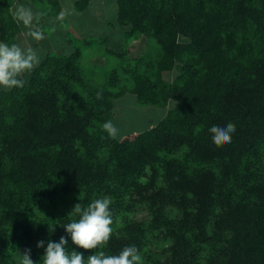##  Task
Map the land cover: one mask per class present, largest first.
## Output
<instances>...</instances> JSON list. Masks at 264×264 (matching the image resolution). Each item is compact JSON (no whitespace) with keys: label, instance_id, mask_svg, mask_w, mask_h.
Instances as JSON below:
<instances>
[{"label":"trees","instance_id":"trees-1","mask_svg":"<svg viewBox=\"0 0 264 264\" xmlns=\"http://www.w3.org/2000/svg\"><path fill=\"white\" fill-rule=\"evenodd\" d=\"M32 1L46 31L62 0ZM14 2L0 0V38L9 44L22 34ZM90 2L76 0V9ZM117 19L126 39H155L156 56L106 48L119 60L93 83L81 61L86 47L108 38L71 33L72 52L43 53L23 88L0 89V264H16L18 247L41 264L47 243L61 236L67 251L87 259L97 250L74 245L63 225L79 218L70 214L76 204L105 196L114 222L124 191L150 201L153 228L172 241L168 264H200L208 245L207 264H264V0H118ZM176 67V79L166 80ZM129 80L139 104H176L153 127L113 139L102 125L112 122ZM229 122L231 142L215 146L209 129ZM144 237L133 222L99 250L116 255L135 246L143 264H153Z\"/></svg>","mask_w":264,"mask_h":264},{"label":"rangeland","instance_id":"rangeland-1","mask_svg":"<svg viewBox=\"0 0 264 264\" xmlns=\"http://www.w3.org/2000/svg\"><path fill=\"white\" fill-rule=\"evenodd\" d=\"M71 0H63L64 9L62 13L64 14V20L59 21L56 24L61 31L64 29L70 30L72 34H76L75 25L80 21L85 22L83 15L80 17L77 16L75 11L71 8ZM18 4V3H17ZM32 0H24V6L29 7L34 11L36 5H33ZM61 14V13H60ZM110 15L109 18H111ZM53 21H57V17L52 18ZM86 23V22H85ZM53 24H51L52 26ZM98 26L99 24H93ZM49 26L44 31L45 38L38 42L37 45H31L29 42H32L31 38H25L22 34L18 37V43L21 46H30L36 50L38 56L40 57L43 53L47 52L49 49L53 50V44L60 46V40L62 39L61 35H58L56 32L58 29ZM67 29V30H68ZM58 30V31H59ZM105 32V25H100L99 30L96 34H92L89 37L91 38H103L111 37L110 32L107 33V36L99 34ZM71 33H67V37L70 38ZM64 35V39L66 38ZM103 35V36H102ZM122 32H116L112 35L111 42H95L94 45L86 47V52L82 58V65L84 67L85 75L87 79L93 80V83H102L104 81L105 71H109L114 65L117 64L118 58L116 56L109 55L105 53L106 48H112L115 50H122L124 47L130 49V56L132 58H138L140 56H149L154 58L156 56V49L158 48V43L153 38H147L144 34H137L129 39L124 38ZM47 36V37H46ZM49 36V37H48ZM185 38L184 36H181ZM60 40H59V39ZM0 42H3L0 38ZM96 72L93 75V72ZM179 74V69L176 67L172 70L166 71L163 73V77L166 80L174 81ZM24 74L23 76H25ZM26 79L28 76H25ZM128 79V78H127ZM128 86V90L123 95L119 96L115 100L114 104V115L112 123L118 128L119 134L118 138H123L127 135L133 134L136 131L146 129L145 127H153L155 123L165 117L169 108L174 107L176 104L175 101H171L168 106L160 107L155 105H141L137 101V97L134 93L130 92L132 87V82H124ZM160 177L158 179L157 186L164 187L166 186L163 179V170L160 168ZM152 174V169L148 166L145 172L139 177V181L148 184L150 182V177ZM157 190V188H156ZM121 208L119 214L112 224L113 233L116 235H123L125 233V227L128 224L133 222L141 223V226L144 230L145 241L144 248L142 250L143 254L149 257L150 262L153 264H168V258L171 255L170 248L172 246V241L164 238L163 233L159 229H154L152 222L154 218L153 208L151 206L148 198H140L138 193L131 191H124L122 194ZM170 207L167 208V210ZM178 208L174 206V209L171 210L170 214L175 215L179 214ZM222 240H218V244H223ZM25 247H18L16 252V264H20V254H23ZM214 252V246L208 245L207 249L203 251L200 255L199 262L200 264H207L210 260L211 254Z\"/></svg>","mask_w":264,"mask_h":264},{"label":"clouds","instance_id":"clouds-1","mask_svg":"<svg viewBox=\"0 0 264 264\" xmlns=\"http://www.w3.org/2000/svg\"><path fill=\"white\" fill-rule=\"evenodd\" d=\"M10 12L13 19L27 29L22 36L37 42L45 38L44 32L38 26L42 13H34L31 8L22 4H17ZM63 19V13L57 16V20ZM39 64V56L32 47L21 46L20 43L0 42V89L10 91L23 88V75L32 72ZM101 98V93H97V99ZM102 128L110 138L115 139L119 134L118 128L111 121H106ZM235 131L236 125L231 122L223 127L212 126L209 129L212 142L217 147L230 143ZM110 204L111 199L107 196L91 201L86 207L78 203L70 214L79 218L63 225L74 245L84 250L95 249V254L85 259L83 253L67 251L68 240L61 236L59 242L47 243L41 264H143L142 256L135 246H126L116 255L99 250L102 246H107L113 234ZM37 247L43 248L44 241L38 242ZM30 253V249H25L23 254H20V264H35Z\"/></svg>","mask_w":264,"mask_h":264},{"label":"crops","instance_id":"crops-1","mask_svg":"<svg viewBox=\"0 0 264 264\" xmlns=\"http://www.w3.org/2000/svg\"><path fill=\"white\" fill-rule=\"evenodd\" d=\"M14 5L13 8L18 4H24V0H14ZM71 8L75 11V13L77 14L78 17H80L81 15H83L85 22L80 21L79 23H77V25H75L76 28V35H78L81 38H91L89 37L92 34H96L99 30L100 25H105V32L99 33V34H103L104 36H107V33H111L110 34V38L109 36L107 38L109 42H111V38L112 35L116 32H122L123 33V37L125 38L124 35V30L123 28L119 25L118 23V19H117V15H118V0H91V2L89 3L88 7L84 10V11H79L76 9L75 6V2L76 0H71ZM63 3V0H62ZM35 5V4H33ZM62 11L64 9V6L62 4ZM61 11V13H62ZM34 13H39L40 9L38 7H35ZM110 15H112L111 18ZM53 17L51 18H46L44 20V22L47 24H53V28L56 27V29L59 30L58 26L56 24L59 23V20L57 21H53L52 20ZM93 24H99L98 26H94ZM21 27H22V33L27 31V29L24 28L23 24L20 23ZM39 26V25H38ZM41 29V28H40ZM68 29V27H67ZM64 29L61 31V29L58 31H56L58 33V35H61L62 39L60 40V46L56 45L55 43L53 44V51H58V52H72L73 50V46L69 40V38L67 37V33H71L70 30L68 29ZM42 30V29H41ZM43 31V30H42ZM44 32V31H43ZM45 34V33H44ZM64 35H66V38L64 39ZM102 35V36H103ZM47 37V36H46ZM49 37V36H48ZM30 46L31 45H37L38 42L37 41H32L29 42ZM48 51H51V49H49Z\"/></svg>","mask_w":264,"mask_h":264}]
</instances>
